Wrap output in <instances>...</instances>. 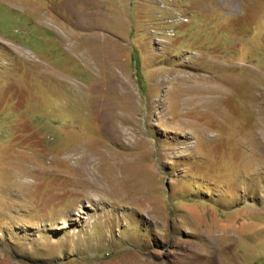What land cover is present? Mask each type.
<instances>
[{
  "label": "rangeland",
  "instance_id": "obj_1",
  "mask_svg": "<svg viewBox=\"0 0 264 264\" xmlns=\"http://www.w3.org/2000/svg\"><path fill=\"white\" fill-rule=\"evenodd\" d=\"M0 264H264V0H0Z\"/></svg>",
  "mask_w": 264,
  "mask_h": 264
},
{
  "label": "bare ground",
  "instance_id": "obj_2",
  "mask_svg": "<svg viewBox=\"0 0 264 264\" xmlns=\"http://www.w3.org/2000/svg\"><path fill=\"white\" fill-rule=\"evenodd\" d=\"M82 21H84V20H82Z\"/></svg>",
  "mask_w": 264,
  "mask_h": 264
}]
</instances>
